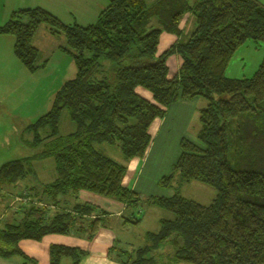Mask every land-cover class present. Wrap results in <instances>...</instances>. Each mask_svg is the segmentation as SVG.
Masks as SVG:
<instances>
[{
    "label": "trees",
    "instance_id": "1",
    "mask_svg": "<svg viewBox=\"0 0 264 264\" xmlns=\"http://www.w3.org/2000/svg\"><path fill=\"white\" fill-rule=\"evenodd\" d=\"M10 18L0 25V35L15 38L14 54L27 70L45 65L33 41L47 24L52 35L65 37L63 49L73 55L77 73L64 83L51 109L27 127L34 135L32 147L43 150L0 168V179L17 187L33 173L34 160H55V178L44 184L43 198L36 199L35 186H26L27 199L20 196L14 216L0 227V257L34 261L19 243L53 234L92 241L109 226L110 213L80 201L81 191L114 198L125 210L139 206L141 194L124 185L128 166L97 146L118 147L127 162L144 159L153 123L178 100L201 97L207 104L199 109L198 140L181 141V154L161 184L176 182L180 188L200 182L216 189L215 198L206 205L178 192L149 197L148 203L170 211L173 219H162L158 232H148L146 246L125 251L114 245L109 255L121 264H162L159 250L167 246L172 264H264V59L253 76L227 74L248 41L264 43L260 0H110L88 26L67 24L41 7L17 10ZM187 18L194 22L190 34ZM163 33L176 41L160 53ZM174 55L180 66L170 77L168 60ZM101 57L115 69L112 78ZM65 110L75 130L61 135ZM88 255L86 249L61 244L49 249L50 264L65 259L81 264Z\"/></svg>",
    "mask_w": 264,
    "mask_h": 264
},
{
    "label": "rangeland",
    "instance_id": "2",
    "mask_svg": "<svg viewBox=\"0 0 264 264\" xmlns=\"http://www.w3.org/2000/svg\"><path fill=\"white\" fill-rule=\"evenodd\" d=\"M155 1L156 0H148L150 4L154 3ZM260 1L264 4V0ZM188 19L190 18H187L185 23L186 28H188L187 32L190 34V29L192 25L194 27V22L192 20L193 24L191 25L190 22H187ZM193 27L191 30H193ZM41 31L44 32L42 38L43 44H40V42L38 43V41H36V44H39V46L43 45V47L46 45L44 54L48 53V55H46V57L45 55L42 56L43 54L41 55L40 62H46L45 65H43L40 69L33 72L27 70L16 58L14 55L15 52L13 51H11L12 55H10V59L0 60V111L3 106H6L3 112L4 115L7 116L5 121L6 123H4L3 126H0V162L3 163L25 156H32L34 154L40 153L43 150V146H39L37 148L32 147L34 135L28 130L27 127L30 124L35 123L38 118L45 115L51 109L53 101L64 83L75 78L77 73L73 55L64 49L61 50L62 47L57 48L59 47L61 42L60 39H62L63 36L56 34L55 37L52 38L51 32L49 33V26L47 24H42L40 26L39 32ZM164 36L167 37L168 35L164 34ZM169 46L170 45H167L166 40L164 39L159 47V52H164ZM64 47H66V44ZM263 59L264 43L256 44L253 41H248L232 60L227 74L232 78L242 77L245 75L248 77L253 76L254 72H256ZM178 61H180V57L178 55H174L168 60L170 77H173L176 74ZM101 62L104 66L105 74L109 78H112L115 74V69H111L110 63L106 61L104 57H101ZM139 94L142 96L145 94L146 97L151 98L152 100V96H150L152 94L143 88H140ZM201 99L202 101L205 100L204 98ZM200 127L201 123L195 121L191 129L192 136L189 138L198 140L197 135ZM74 130L75 124L70 119L69 113L65 110L61 116L59 134L66 135ZM43 134H45V132H43ZM97 147L111 158L122 164L128 165V162L125 160L118 147L106 144H101ZM180 154L181 151H179L178 157ZM173 166L166 176L172 173ZM33 167L34 171L26 180L25 185L35 186V191L33 193H38L36 199H38V196L43 198L42 195L44 191V184L54 180L55 178L54 157H45L40 160L36 159L33 161ZM127 175L124 179L125 184L127 186H131L134 179L130 173ZM153 176L154 174H151L152 178ZM164 177L165 175L160 177L159 174L154 176L153 185L156 183V188L149 187L150 189H141L142 191H139L143 198V201L140 202L139 206L132 205L123 211V218L117 217L115 221L114 219L108 221V227H110L109 229L115 230L114 245H116L117 248L123 249L125 251H132L134 248L146 246L147 233L158 232L162 219H173L174 216L170 211L164 210L157 205L148 203L149 197L158 195L172 196L178 192V194L181 196L208 205L212 202L217 194L215 188L195 181L186 182L180 188H177L176 182L172 186H163V184H161V180ZM19 192H22V190L19 189ZM12 193L15 196L13 195L11 197V201L13 198L14 200L20 199V196H22L21 199H27L25 197L27 196L26 191L17 195V190L11 188V194ZM103 199L104 200L98 201L104 207L107 203L114 205L109 199L112 201H118L109 197H103ZM14 200L12 202H15V204H12L8 214L3 208H0V217L4 215L0 219V227H3L8 221L11 220V218L14 216V211L19 207L20 201ZM39 203L40 202L37 201L35 202L36 205ZM40 205L41 206L39 207L41 208L44 204L40 203ZM106 209L108 210V208ZM111 210L114 212L116 209L111 207ZM126 218L132 219L136 222L138 220L139 221L138 223H131L125 221ZM170 251L171 249L167 246L159 250V254L163 256L162 264H172L168 262L166 257ZM41 253H43V250ZM117 254H119V251L114 250L113 256H117ZM94 257L99 256L94 255ZM65 261L66 260H64L63 264H71L70 259L67 260L68 263ZM88 264L94 263H92L90 260Z\"/></svg>",
    "mask_w": 264,
    "mask_h": 264
},
{
    "label": "crops",
    "instance_id": "3",
    "mask_svg": "<svg viewBox=\"0 0 264 264\" xmlns=\"http://www.w3.org/2000/svg\"><path fill=\"white\" fill-rule=\"evenodd\" d=\"M109 3L110 0H0V25L11 19L10 17L12 13L17 10L41 7L53 13L67 24L77 22L81 26H88L97 21L100 13L109 5ZM43 33L44 32L42 31H38L33 42L41 51V55L43 54L42 56L45 55L46 57V55H48V53L44 54L46 45L43 47V45L39 46V44H36V41L43 44ZM164 34L167 33L162 34L161 42L165 39L167 45L171 46L176 41V36H169L171 34H167L168 36L165 37ZM51 37L54 38L55 35L51 34ZM60 40V45L57 48L62 47V50L66 44V40L64 36ZM15 42L13 36L0 35V60L10 59V55H12L11 51L14 52ZM179 66L180 61H178L177 64V71ZM139 90L140 88L137 89L138 92ZM143 97L151 99L146 97L145 94ZM206 104L207 102L205 100L202 101L201 97H196L189 101L180 99L168 109L163 118L157 119L150 129V133L153 137L151 147L144 159L135 158L128 162V172L131 174L134 181H132L131 186H127L124 180V185L138 192H141V189H150L149 187L156 188V183L154 184L155 186L153 185L154 176L159 174L160 177H162L169 173L171 167L174 165L175 161H177L176 159L179 151H181V141L184 138L192 136L191 129L193 123L195 121L200 122L199 109L206 106ZM5 107L6 106H3L0 111V126H3L4 123H6L7 116H5L3 112ZM2 163L3 162H0V168ZM128 172L127 174H129ZM151 174H154L153 178L151 177ZM25 182L26 180L20 181L18 183L19 187L17 186V188L14 185L4 183L3 179H0V208H3L7 214L12 204H15V202H12L14 198L12 201L10 200L14 195L13 193L11 194V188L17 190L18 195L26 191ZM19 189L22 190V192H19ZM103 197L105 196L87 191H81L79 194L80 201L94 203L108 211L110 213V220L114 219L115 221L117 217H121L125 210L124 204L109 199L114 205L107 203L105 205V207L108 208L107 210L98 201L104 200ZM111 207L116 210H113L114 212H112ZM53 208L54 210L56 209L55 207ZM3 216L4 215H2L0 219ZM109 228L110 227L101 228L92 241L76 237L75 235L66 236L58 234L48 235L40 242L34 240H22L19 243L20 248L34 261L25 259L20 255H14L9 258L0 257V264H50L49 249L51 244H61L88 250L89 255L81 262V264H88L90 260L94 264H120V262L109 255L110 249L115 243V230ZM42 250L43 253H41ZM94 255L99 257H94ZM65 260V262L68 263V259Z\"/></svg>",
    "mask_w": 264,
    "mask_h": 264
}]
</instances>
